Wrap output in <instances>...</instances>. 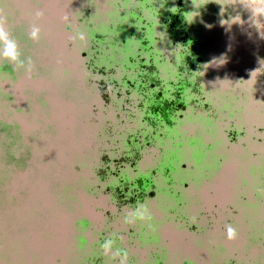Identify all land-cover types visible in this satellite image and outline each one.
I'll return each instance as SVG.
<instances>
[{"label": "flooded vegetation", "instance_id": "1", "mask_svg": "<svg viewBox=\"0 0 264 264\" xmlns=\"http://www.w3.org/2000/svg\"><path fill=\"white\" fill-rule=\"evenodd\" d=\"M175 5L177 20L174 14L166 19L165 0H161V7L151 20L136 16L133 24L137 30L130 39H135L137 46L128 57L130 62L126 60L124 67L103 69L111 85L118 89L114 95L115 112L119 113L116 121L119 128L124 127L122 131L111 132L112 155H106L103 174L99 176L107 183L105 190L115 204V211H108V214L113 218L129 217L137 208L143 206L148 210L150 204L160 197L166 198L170 201L167 208V213L172 216L170 219L189 234L208 238L211 250L223 256L222 264H264V41L259 40L263 35L257 32V41L247 43L242 51L254 52L257 58L254 67L236 75V82L221 96L222 100L217 103L220 107H217L203 82L205 49L210 46L214 50L221 49L225 54L226 46L203 41L199 26L189 19L191 6L204 10L213 5V0H175ZM218 6L231 14L229 0L219 2ZM153 7L154 4L148 5V9ZM89 15L87 10L83 18L85 22H88ZM154 19L159 20L163 31L168 29L171 32L173 53H177L179 58L172 75L165 76L160 69L169 53L155 52L154 44L159 38L155 36L151 40L147 37ZM257 29H260L259 24ZM240 31L238 28L237 33ZM96 36L100 44L111 49L110 36ZM234 37L235 43L239 41L240 35ZM121 41L123 46L128 43L127 39ZM249 78H253V88L247 82ZM257 90L261 94L258 101ZM257 103L260 106L258 117ZM190 120H197L207 133L220 129L222 150L229 158L235 156L240 161L231 199L222 208L216 203L204 208L201 199L195 196L192 199L197 211L191 216L183 211L189 203L186 192L190 183L180 176L192 171L193 166L188 167L181 160L172 163L171 158H164V144L174 142L173 133L177 129L178 145L181 146L179 127ZM217 148L214 142L206 143L205 152L214 153ZM155 150L160 160L148 170H141L145 155ZM113 159L118 162L115 167L111 165ZM216 162H219L218 158ZM210 192L213 195V191ZM228 225L237 230L235 240L227 237ZM143 230L138 220L126 232L106 230L97 245L101 248L108 238L119 242L123 234L135 238ZM108 232L112 236L109 237ZM214 234L219 236V243L215 246L212 241ZM90 262L105 264L103 258ZM158 264L163 262L158 260Z\"/></svg>", "mask_w": 264, "mask_h": 264}, {"label": "water", "instance_id": "2", "mask_svg": "<svg viewBox=\"0 0 264 264\" xmlns=\"http://www.w3.org/2000/svg\"><path fill=\"white\" fill-rule=\"evenodd\" d=\"M87 10L90 15L85 22ZM37 11L44 13L38 21L42 35L39 42H33L28 32L36 22ZM0 12L19 42L21 58L25 61L30 58L35 65L29 77L22 69L0 60V264H21L18 249L26 241L18 240V236L29 228L24 216L44 218L45 215L36 191L43 193L45 185L59 202L72 195L74 177L85 178L81 177L80 158L64 154L71 148L66 142L67 135L73 136L75 131L78 136V123L99 126L101 139L92 137L85 151L90 157L86 181L89 194L112 202L105 190L107 183L100 180L98 170L103 166L102 151L113 147L108 143L113 142L111 132L122 131L124 127L117 126L118 112L113 121H100L104 111H116L115 94L109 88L103 90L99 84L103 77L91 65V42L100 33L93 31L92 10L84 0H0ZM166 12L168 19L175 11ZM259 22L264 23V18ZM81 30L92 32L85 45L76 38ZM260 34L264 36V27L260 28ZM116 44L118 48L125 47L121 40ZM124 66L125 63L120 65ZM216 106L220 107L217 103ZM104 139L107 141L100 151ZM107 155L112 154L107 152ZM66 175L68 179H64ZM108 211H115L113 202L101 211L110 222L113 216ZM36 229L42 230V225L37 224ZM106 230L100 231L99 240ZM100 258L78 264H92L91 260ZM56 261L60 264L62 260Z\"/></svg>", "mask_w": 264, "mask_h": 264}, {"label": "trees", "instance_id": "3", "mask_svg": "<svg viewBox=\"0 0 264 264\" xmlns=\"http://www.w3.org/2000/svg\"><path fill=\"white\" fill-rule=\"evenodd\" d=\"M166 1V11L169 7H172L175 5V0H165ZM154 4L155 7L152 9L154 12H151V9H148V5ZM161 7V0H144L142 2H137L136 0H116L115 7L112 8V13L107 16L106 27L103 31V33L100 34H106L108 36L109 33H112V27L113 31L114 28H117L119 22L118 19H121L123 17L124 11H130L132 13V23L130 25L129 33L125 34V38L128 40V43L124 48V54L122 55V59H116L114 56L108 57V54H103L102 58L100 59V62L102 64H107L108 62H112L115 64V66L120 67L122 63H124L128 57L133 53L132 50H134L137 46V42L135 39H130L131 34L137 30V27L133 24V19L136 18V16H142V19H152V16L158 12V9ZM169 11V10H168ZM175 11V10H174ZM114 12V13H113ZM167 13V12H166ZM116 22V25H112L110 20H114ZM120 26V24H119ZM152 29H160V22L159 20H155L153 22ZM151 30V29H150ZM150 30L147 33V37L150 38ZM118 32V31H117ZM99 33V32H98ZM119 35V33H118ZM120 36V35H119ZM159 38V37H158ZM130 39V40H129ZM152 40V39H151ZM159 41L160 38L156 41L154 44L155 46V52L161 53L159 49ZM127 58V59H126ZM178 55L177 53H173L172 55L167 56V60L164 61V63L160 66L161 71L165 74V76L172 75L178 65ZM206 89V88H205ZM206 91L209 93L212 99L215 100L216 103L220 100L219 98H222L220 95L214 97L213 94L206 89ZM115 119V111H104L100 121L101 122H110ZM116 126V124H114ZM92 126V125H91ZM99 127V126H98ZM98 127L92 126L93 133L90 134V137L99 136L98 134ZM179 133L182 135L181 138V146L178 145V138H177V129L174 130L175 138L174 142H166L164 144V150H165V156L164 158L169 159L171 158L172 163H176V161L185 162L188 163L190 166H193V170L190 172H184L181 174V179H185L189 181L190 188L188 189L187 193L191 194H197L198 197L201 199L202 203L203 201H206V199L209 202L218 204L219 208H222L225 203L231 199L232 192H227L228 185H230L231 182V176L227 177L224 172V169L228 165H236L237 169L240 167V161L237 157L233 156L229 158L226 151L222 150V140L220 136V129H214L211 131V133H207L205 128L197 122V120H190L185 121L180 127H179ZM72 137V136H71ZM100 137V136H99ZM101 139V137H100ZM99 139V140H100ZM115 139V138H114ZM107 140L104 139L102 143H100V151L105 146ZM214 142L216 144V147H218L214 153H208L205 152V146L206 143H212ZM89 142L86 143V145H83V150L79 153V158L83 157L84 149L88 150ZM218 158L219 162H216V159ZM160 160V157L158 155V151H154L152 154L145 155L144 160L141 165V170L146 171L149 168H151L157 161ZM83 166V175L81 177L85 178H75L74 184L78 187V195L76 203L74 200H72V196L65 197L66 200L65 203H61L60 206H55V212H62L67 219L66 222L62 221L58 225H54L53 227V235L51 236V241L53 242V247H55L56 253H59L58 258H61V263L63 261H74V262H86V260L91 259L93 257H102L106 262H111L114 264H119V258L116 259H106L104 258V253L102 248H98L99 243V237L98 234L103 228H106L110 231H127L131 226H133L136 222L133 223H126V216H119L113 218L112 221H107L105 218L101 215V211L103 210V207H109L110 204H112L111 201L108 199H104L99 197L98 195H91L88 192L89 183L86 181V176L89 175V166H87L84 162H82ZM206 171H209L205 173ZM239 171V170H238ZM205 173V174H204ZM88 178V177H87ZM198 187V189H197ZM202 191H205V195H202L204 197H201ZM213 191V195H211V192ZM188 194V195H189ZM187 198V197H186ZM163 200H166L165 203L161 202V197L158 201H155V206L159 208V212L152 213L149 211L148 208V215L150 219L145 221H139L140 224L144 227L143 231H139L138 234L135 236V238L127 237L125 234L121 237L119 242L116 245V248H119L121 250H126L128 253V264H146L144 262L145 258L153 256L154 252L157 251V257L160 261L163 262V259L167 258L165 261V264H215L219 263L217 261L218 256H216V253H213L208 250L211 248L209 247V243L206 244L205 249L206 251H201L198 246L199 241L198 238L194 237V235L189 234L188 232L184 230H180V234L184 236L185 238L181 240V243H188L190 242L193 245L192 253H186L185 249L182 247L183 245H177L173 246L170 244V239L164 234V232L167 230L157 228L154 225H152L153 218L161 217V221L166 222L168 219H170V215L162 210V207L165 208L168 205H170V201L164 198ZM76 206L77 212L73 213V207ZM150 207V206H149ZM54 208V207H53ZM264 211V209H262ZM160 213L161 216L159 215ZM169 217V218H168ZM64 219V218H62ZM85 222H88V226L85 225ZM56 226H58L62 230V237H69L67 236L69 233L72 232L73 235L77 238L76 241H73L71 244L70 242L68 244L63 245L64 253L60 254V247L62 245L61 240L57 235H59L60 229H58ZM73 236V237H74ZM63 237V238H64ZM72 237V236H71ZM70 237V238H71ZM66 239V240H67ZM158 242L159 244L154 247L151 244H141V242ZM219 236L213 240L215 244L219 243ZM215 246V245H214ZM157 248V250H155ZM166 252H168L167 255ZM190 254V255H189ZM218 254V253H217ZM188 255V256H187ZM211 257H216V259L211 260ZM220 262L223 261V256L219 257ZM205 260V261H204ZM153 261V260H152ZM204 261V262H203ZM56 264H59L56 261ZM158 264V261L155 263ZM164 264V263H163Z\"/></svg>", "mask_w": 264, "mask_h": 264}, {"label": "rangeland", "instance_id": "4", "mask_svg": "<svg viewBox=\"0 0 264 264\" xmlns=\"http://www.w3.org/2000/svg\"><path fill=\"white\" fill-rule=\"evenodd\" d=\"M154 1V0H153ZM160 1V0H159ZM225 0H213V5L209 6L208 8L202 10L195 6H191L189 12L190 17L189 19L194 22V24H197L201 30V39L203 41H211L215 45H218L220 47H225V54H222L221 49L214 50L210 46H208L205 49L206 55L205 60L203 63L204 69H203V82L205 88L210 91L214 97L216 96H223L228 90H230L233 83L236 82V75L239 72H247V69L250 67H254V63H256L257 58L255 57L254 52L248 54L247 52H242L244 47L247 43H254L257 41V32H260V29H257L254 22L250 19L251 13L246 10L242 3H244V0H229V3L232 4L231 7V14H229L227 11L220 9V6H218V3ZM86 4L89 5V7L92 10L91 13V22L93 25V31L103 33L105 27H106V21L107 16L112 13V8L115 7L116 0H84ZM176 9V5L169 7L168 10L173 12ZM217 9V10H216ZM177 10H175L176 14ZM114 13V12H113ZM173 13V14H174ZM178 13V12H177ZM174 14L175 20H177V17ZM132 13L130 11H124L123 17L121 19H118L117 28L113 27L111 32L108 36H110V45L111 50H108L106 46L104 47L103 44H100V41L98 40V36H94V39L91 42V65L96 69V71L103 77L102 80L99 81V84L103 87L111 89V91L116 95L118 92V89H114V87L111 85V80L107 79L106 75L103 73V69L108 70V68L115 67V64L112 62H108L107 64H102L100 62V59L102 58L103 54H108V57L114 56L116 59H122V55L124 54V48H118L116 46V43L119 40H122L125 38V34L129 33L130 25L132 23ZM112 25H116L115 19L110 20ZM261 25H264V23L259 22ZM168 26V25H167ZM169 27V26H168ZM240 28V33H237V29ZM118 31V32H117ZM80 33H84L85 37L91 36V31H85L81 30ZM119 33V35H118ZM239 36V41H236L235 43V37ZM155 36L160 38L159 41V49L161 52L165 51L166 53H169V56L173 54V42L170 40L171 32L168 29H165L164 31L161 28L160 29H151L150 30V39L154 40ZM262 36V35H261ZM263 37V36H262ZM260 38V41H264V38ZM85 40L81 41L83 45H85ZM235 43V44H234ZM128 62H130V59H127ZM129 66V65H128ZM237 69V70H236ZM107 72V71H105ZM253 79V78H252ZM251 78L248 79V83L250 84V88L253 84ZM252 84V85H251ZM260 90H257V101L260 99ZM222 100V98H219ZM260 106L257 103V117L260 115L258 113V109ZM77 137L75 135V131L73 136L67 135L66 142H68V145L71 148H67V150L64 151V154L67 156H72L75 158H79V153L83 150L82 146L86 145L87 142L91 141L90 134L93 133L92 126L82 123L81 125L77 126ZM113 135L111 136L112 139ZM109 144L113 145L111 141H108ZM73 148V149H72ZM87 149H84L85 155L80 158L81 162H84L87 166H89V160L90 157L86 155L85 151ZM107 152L112 153V149L109 151H102L101 153V161L103 166L105 165L106 161V155ZM65 158V155H64ZM67 159H65L66 161ZM112 166L118 165L117 160L113 159ZM102 166V168H103ZM240 168V167H239ZM239 168L237 169L236 165H228L224 169V172L227 177L231 176V182L230 185H228L227 192H232V189L235 185V179L237 178V174L239 173ZM67 174V173H65ZM64 174V175H65ZM102 173V169L100 168L98 170V175L100 176ZM68 175V174H67ZM67 175L64 179H68ZM39 187V186H38ZM43 193L36 191V198H39L38 201L40 203V206L44 209V218L40 217H34L32 215L26 217L24 216V220L28 223L29 228L26 231L27 233H23L22 235L18 236V240L21 238L22 240H25L26 243L21 246V248L18 249L20 255H21V264H56V259L59 256V253H56L55 247H53V242L51 241V236L53 235V227L54 225L60 224V222L64 221L66 222L67 219L65 218L64 214L62 212H55V206H60L61 203H65L64 201L66 198L64 197L61 201L57 202L53 195H51L50 188L46 187L45 185L42 186ZM72 193V200L76 203L78 187L74 186L73 188H70ZM186 195V201L187 205L183 208V211L186 212L188 215H193L197 211V207L194 203V199H192L195 196H198L197 194H189ZM202 195H205V191H202L201 197H204ZM67 197V196H66ZM200 197V196H199ZM164 198H161L160 203H165L166 200H163ZM156 202H153L150 204L149 211L152 213L159 212V208L155 206ZM213 204L212 202H209L207 199L206 201H203V207L207 208ZM169 206V205H168ZM167 207L163 208L162 210L167 212ZM54 207V208H53ZM41 208V209H42ZM73 213L77 212L76 206L73 207ZM162 213L159 215L161 216ZM172 217V216H171ZM64 218V219H62ZM161 217L153 218L152 225H154L157 228L161 229H167L164 234L170 239V244L173 246L177 245H183L182 247L185 249L186 253H192L193 245L188 243H181L180 241L183 240L185 237L180 234V230H183L180 228L179 223L174 222V220L168 219L166 222L161 221ZM147 220H145L146 222ZM37 224L42 225V230H37ZM58 229H60L58 226H56ZM62 230L60 229L59 239L61 240L62 236ZM74 232L71 234L69 233L67 237H62V245L60 247V254L64 253L63 245L68 244L69 242L72 244L73 241H76V237L73 235ZM72 236V237H71ZM74 236V237H73ZM71 237V238H70ZM198 238L199 246L198 248L201 251L208 250L206 247V244L209 243L208 238H201L200 236H195ZM218 237V234H214L213 240H215ZM210 238V237H209ZM67 239V240H66ZM141 244H151L154 247H156L159 243L158 242H141ZM214 245H216L214 243ZM116 248V245L114 244V249ZM157 250V248L155 249ZM213 252L211 249L208 250ZM214 253V252H213ZM167 255L168 252H166ZM157 251L154 252L153 256L145 258L144 262L146 264H155L159 258L156 256ZM190 255V254H189ZM188 256V255H187ZM217 261L220 263L219 255ZM106 259H111L109 256H105ZM129 259V258H128ZM167 258L163 259V263L165 264ZM216 259V257H211V260ZM153 260V261H152ZM105 261V260H104ZM205 261V260H204ZM203 261V262H204ZM106 262V261H105ZM104 262V263H105ZM60 264H78V262H68L63 261V263ZM106 264H114L111 262H107ZM180 264H182L180 262ZM185 264V263H184ZM204 264V263H203Z\"/></svg>", "mask_w": 264, "mask_h": 264}, {"label": "clouds", "instance_id": "5", "mask_svg": "<svg viewBox=\"0 0 264 264\" xmlns=\"http://www.w3.org/2000/svg\"><path fill=\"white\" fill-rule=\"evenodd\" d=\"M241 5L251 13L250 19L254 22L255 26L257 27V24L261 25L259 20L260 18H264V0H244V3ZM43 16L44 13L42 11H37L35 13L36 22L30 26L28 32V37L33 42H39L41 39L42 33L41 28L38 26V21H40ZM261 27H264V25H261ZM76 38L83 41L86 37L84 33H78ZM0 60L7 61L15 66L16 69H22L29 77H31L34 71V62L30 58H28L27 61L21 58L19 42L9 31L6 18L2 12H0ZM147 219H150L148 210L146 207L141 206L130 213L125 222L133 223L137 220L145 221ZM226 232L229 240H235L238 236L236 228L231 225L226 226ZM114 244L115 241L112 238H108L103 242L101 248L104 255L112 259L119 258V264H128L127 251L119 248L114 249Z\"/></svg>", "mask_w": 264, "mask_h": 264}]
</instances>
